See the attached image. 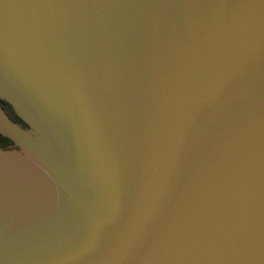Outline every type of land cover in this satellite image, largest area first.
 Listing matches in <instances>:
<instances>
[{
  "label": "water",
  "instance_id": "water-1",
  "mask_svg": "<svg viewBox=\"0 0 264 264\" xmlns=\"http://www.w3.org/2000/svg\"><path fill=\"white\" fill-rule=\"evenodd\" d=\"M0 264H264V0H0Z\"/></svg>",
  "mask_w": 264,
  "mask_h": 264
},
{
  "label": "trees",
  "instance_id": "trees-1",
  "mask_svg": "<svg viewBox=\"0 0 264 264\" xmlns=\"http://www.w3.org/2000/svg\"><path fill=\"white\" fill-rule=\"evenodd\" d=\"M2 103V104H1ZM3 103L5 105H3ZM0 104L1 106L3 107V109L5 110V112L8 114V116L14 120V121H18V122H21L23 125H25V123L16 115V113L14 112V110L12 109L11 105L6 102V101H1L0 100ZM10 110V111H9ZM13 115V116H12ZM0 140L2 141H11L8 137L2 135L0 133ZM1 147H4L2 144H0Z\"/></svg>",
  "mask_w": 264,
  "mask_h": 264
},
{
  "label": "flooded vegetation",
  "instance_id": "flooded-vegetation-1",
  "mask_svg": "<svg viewBox=\"0 0 264 264\" xmlns=\"http://www.w3.org/2000/svg\"><path fill=\"white\" fill-rule=\"evenodd\" d=\"M1 101H4V100H2V99H0ZM2 104V103H1ZM3 105H5L4 103H3ZM10 111V110H9ZM13 116V115H12ZM0 144H2L3 146H11V145H13V142L12 141H2V140H0Z\"/></svg>",
  "mask_w": 264,
  "mask_h": 264
}]
</instances>
